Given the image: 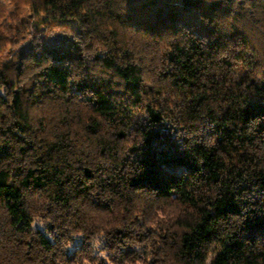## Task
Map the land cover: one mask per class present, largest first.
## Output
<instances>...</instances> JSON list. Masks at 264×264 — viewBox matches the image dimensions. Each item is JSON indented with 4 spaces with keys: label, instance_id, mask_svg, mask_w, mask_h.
<instances>
[{
    "label": "trees",
    "instance_id": "trees-1",
    "mask_svg": "<svg viewBox=\"0 0 264 264\" xmlns=\"http://www.w3.org/2000/svg\"><path fill=\"white\" fill-rule=\"evenodd\" d=\"M29 4L64 32L0 61V264H264V0Z\"/></svg>",
    "mask_w": 264,
    "mask_h": 264
},
{
    "label": "rangeland",
    "instance_id": "rangeland-1",
    "mask_svg": "<svg viewBox=\"0 0 264 264\" xmlns=\"http://www.w3.org/2000/svg\"><path fill=\"white\" fill-rule=\"evenodd\" d=\"M30 0H0V32L5 33L7 39L0 46V61L10 60L17 57L18 53L29 45L36 43L51 42L59 32L64 30L55 25L36 30L32 26L25 29V21L33 23ZM36 39L33 40V38ZM35 227L43 228L40 221L35 222ZM96 246L99 247L98 240ZM104 256V253H100ZM93 262H87L92 264Z\"/></svg>",
    "mask_w": 264,
    "mask_h": 264
}]
</instances>
